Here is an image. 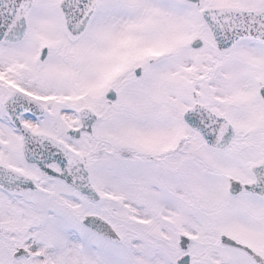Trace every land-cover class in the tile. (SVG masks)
I'll return each mask as SVG.
<instances>
[{
	"label": "snow or ice",
	"instance_id": "6c2138e0",
	"mask_svg": "<svg viewBox=\"0 0 264 264\" xmlns=\"http://www.w3.org/2000/svg\"><path fill=\"white\" fill-rule=\"evenodd\" d=\"M0 264H264V0H0Z\"/></svg>",
	"mask_w": 264,
	"mask_h": 264
}]
</instances>
